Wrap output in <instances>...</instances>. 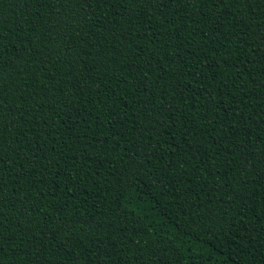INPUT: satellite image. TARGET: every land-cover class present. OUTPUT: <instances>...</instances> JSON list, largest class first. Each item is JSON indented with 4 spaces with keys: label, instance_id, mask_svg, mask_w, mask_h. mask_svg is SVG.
<instances>
[{
    "label": "trees",
    "instance_id": "1",
    "mask_svg": "<svg viewBox=\"0 0 264 264\" xmlns=\"http://www.w3.org/2000/svg\"><path fill=\"white\" fill-rule=\"evenodd\" d=\"M0 0V264H264V0Z\"/></svg>",
    "mask_w": 264,
    "mask_h": 264
},
{
    "label": "snow or ice",
    "instance_id": "2",
    "mask_svg": "<svg viewBox=\"0 0 264 264\" xmlns=\"http://www.w3.org/2000/svg\"><path fill=\"white\" fill-rule=\"evenodd\" d=\"M90 2H95V0H77V3L83 6L89 5ZM101 3L104 0H100ZM138 7L142 9H149L155 5L156 7L167 6L168 4L176 3L187 5L189 2H194V0H136ZM231 7L235 8L237 5L242 3V0H228ZM221 7V11L223 12L227 5H225V0H209V8L214 9L217 6ZM3 236L0 235V253L3 252Z\"/></svg>",
    "mask_w": 264,
    "mask_h": 264
}]
</instances>
